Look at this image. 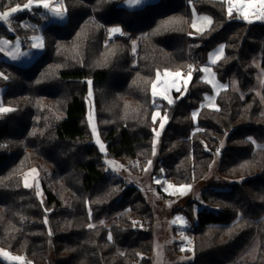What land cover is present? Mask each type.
Wrapping results in <instances>:
<instances>
[{
  "label": "trees",
  "instance_id": "obj_1",
  "mask_svg": "<svg viewBox=\"0 0 264 264\" xmlns=\"http://www.w3.org/2000/svg\"><path fill=\"white\" fill-rule=\"evenodd\" d=\"M122 1L62 0V22L42 7L10 14L13 29L0 21V42L29 44L39 34L44 47L28 66L0 51V106L12 109L0 113V247L34 264H153L152 208L139 187L106 167L105 157L140 175L153 159L152 117L160 110L171 122L153 176L192 185L218 157L224 180L203 190L205 207L195 225L194 202L183 210L193 243V260L184 264H264V112L253 92L255 57L264 71V23L231 21L227 4L218 0H159L140 9ZM21 3L29 0H0V13ZM194 11L212 23L191 38ZM112 26H121L123 35L109 40ZM219 46L224 54L213 69L223 83L236 79L238 90H222L217 108L202 107L195 122L192 111L211 91L199 70L185 97L155 104L158 72L202 64ZM89 82L104 155L88 125ZM40 161L53 170L41 182L43 203L20 176ZM256 237L258 259L238 262ZM0 264L9 263L0 258Z\"/></svg>",
  "mask_w": 264,
  "mask_h": 264
},
{
  "label": "rangeland",
  "instance_id": "obj_2",
  "mask_svg": "<svg viewBox=\"0 0 264 264\" xmlns=\"http://www.w3.org/2000/svg\"><path fill=\"white\" fill-rule=\"evenodd\" d=\"M157 1L159 0H143L142 4L135 5L132 0H123L121 2V5L128 9H140L145 5L153 4ZM218 1L225 2L227 4V9L229 8L230 5L228 0ZM246 4L247 0H244L243 5L239 2V0H232L231 7L233 8V11L231 16H228L229 20H239L247 24L264 23V19L257 18V16L255 15H251V22L242 17V6L245 7V10L249 11L250 13L259 11V4H256L255 7L251 10L246 8ZM25 5L27 4H19V10L24 8ZM61 6L64 8L66 14L64 4H61ZM7 12L12 14L11 10ZM206 18H210L212 21V17L209 15L198 14L195 11L193 12V21L189 31L191 38L198 37L210 28L211 24H208ZM0 21L6 24L10 29L14 28L13 20L10 17L8 18V20ZM194 23L196 24L195 28L193 27ZM115 27H119L122 31V34H120V36L123 35L121 26H112L108 29L107 32L109 40H112L118 36L117 33L113 35L114 33L110 31V29ZM15 41L16 42H11V46L15 48L13 54H16L17 57H19V59L22 61L20 62V65L28 66L43 52V46H33L35 44L43 45V39L39 34L33 36L30 39L29 44L23 43L22 40ZM133 47V53L137 55L136 41H133ZM221 48L223 47L219 46L210 51L207 55L206 61L202 64L199 63L201 64V66H199V64H190L187 65V67H185L182 71L173 72L170 70H164L158 72L156 80L153 83L157 86L156 95L153 96L155 104L159 105L161 101H166L168 103V99H171L173 103L168 104L173 105L175 101L185 97L191 80L200 70L203 80L209 84L211 91L205 95L204 101L192 111V118L195 122L197 121L198 114L202 107L216 109L217 96L222 90H225L227 88L238 90V83L236 79H232L230 82L223 83L218 79L213 69V65L217 63L224 54L223 49L222 56L217 59ZM213 60H215L216 62L213 63ZM254 65L257 68V75L253 92L256 93L257 96L261 99L264 112V98L262 96L264 71L261 68L260 56L254 58ZM205 67L208 68L207 72L203 71ZM190 70L191 79H189L188 77V72ZM168 73H171L172 75H168ZM176 73H179V75H176ZM91 86L92 85L90 82L89 92L86 100L88 108V125L92 133V141L97 145L100 152L104 155L106 154V147L98 134V122L94 103V89ZM177 89H179L180 91H177ZM175 95L177 96V98ZM165 96H167L168 99H165ZM157 113H159V115H157ZM153 116H156L154 122H156L155 135L157 139L154 146L153 159L150 161L151 163L145 167L143 172L140 175H136L132 173L128 166L122 161L111 157H105V164L112 173H114L118 177H121L127 184L139 187L152 208L155 218L152 225L154 234L153 264H184L193 260V243L185 232L190 224L186 218V215L183 213V210L190 201L194 202L193 215L195 220L193 221V225H195L197 223L198 211L205 207L201 200V194L203 190L211 183H218L224 180L217 175L218 157H215L205 178L200 182L194 183L192 185L171 183L165 179L164 175L153 176L154 165L161 150L163 131L165 127L171 122V117L167 113H163L160 110L157 111ZM161 123H163L164 125L163 128L160 127ZM17 126L19 129H21L20 125L17 124L16 127ZM157 133H159V135H157ZM101 145H103V149H101ZM20 176L22 177V184L25 186L27 183L29 186L25 187L33 190L38 196L39 200L43 203L45 196L41 187V182L42 180L51 179L53 176V170L47 164L40 161L36 164H33L29 170L24 171ZM196 202H200L201 204H197ZM107 222L103 221L100 224L102 226H109L112 224L111 221L108 223ZM259 251L260 239L256 237L239 255L237 261L241 263H253L258 259ZM10 257H19L20 259H13ZM0 258L5 260L9 264H34L26 255L13 253L12 251L4 247H0ZM48 264H52L51 261L50 263L48 262Z\"/></svg>",
  "mask_w": 264,
  "mask_h": 264
},
{
  "label": "snow or ice",
  "instance_id": "obj_3",
  "mask_svg": "<svg viewBox=\"0 0 264 264\" xmlns=\"http://www.w3.org/2000/svg\"><path fill=\"white\" fill-rule=\"evenodd\" d=\"M32 2H33V0H29V4L25 5L24 7L25 8L31 7ZM132 2L135 5H139V4L143 3V0H132ZM228 2H229V5H230L229 8H228V15L231 16L232 11H233V8L231 7L232 0H228ZM239 2L243 5L244 0H239ZM256 4H259V11L258 12H251L250 13L249 11L245 10V7H243V6L241 7V15H242V17L244 19H246V20H249V22H251V18H250L251 15H255V16H257V18H260V19H264V0H247L246 8L251 10V9H253L255 7ZM40 5H42L45 9H50L53 12L54 15H63V12H62V10L60 8H50L49 0H38L37 6H40ZM18 10H19V6L15 7V8H12L11 9V13H15ZM9 15H10L9 12H5L3 14H0V20H8ZM206 19H207L208 24L210 25L212 23L211 19L210 18H206ZM193 27L194 28L196 27L195 23L193 24ZM110 31L113 32V33H120L121 29L120 28H112V29H110ZM33 46L34 47H42L43 45L42 44H35ZM0 51H3V49L0 48ZM222 54H223V48L220 49V52H219V54L217 56V59H219L222 56ZM13 59H16V57L13 56ZM215 62L216 61L213 60V63H215ZM203 71L207 72L208 68L205 67L203 69ZM168 75H172V74L168 73ZM176 75H179V73H176ZM188 77H189V79H191V70L188 72ZM156 89H157L156 84H153L152 85L153 96L156 95ZM177 91H180V90L177 89ZM165 99H168V97L165 96ZM168 103L171 104V103H173V101L171 99H168ZM7 111H12V109L0 107V112H7ZM157 115H159V113H157ZM152 119L155 120L156 116H153ZM165 119H166V117H165ZM160 127L161 128L164 127L163 123L160 124ZM157 135H159V133H157ZM101 149H103V145H101ZM150 163L151 162H149V164ZM25 186H29V185L26 183ZM16 259H20V258L17 257Z\"/></svg>",
  "mask_w": 264,
  "mask_h": 264
},
{
  "label": "crops",
  "instance_id": "obj_4",
  "mask_svg": "<svg viewBox=\"0 0 264 264\" xmlns=\"http://www.w3.org/2000/svg\"><path fill=\"white\" fill-rule=\"evenodd\" d=\"M37 3H38V0H33L32 5L29 8H33V7H42V8H44L42 5L37 6ZM49 4H50V8H60L62 10V12H63V15H54L53 12L50 9H45L44 8L45 10H47L49 12L51 20L52 21H60V22L64 21L65 18H66V15H65L64 8L61 6V4H63L62 1H60V0L50 1L49 0ZM22 9H25V7L22 8ZM26 9H28V8H26ZM115 28H119V27H115ZM120 34H122V31L120 33H117L118 36H120ZM16 40L21 41L20 39H16ZM11 42H16V41H11V40H8V39L1 40L0 48L3 49V51H1L2 52V56H3L4 59H6L8 61L16 62L17 64L19 63V65H20V62H22V61L19 59V57H17L16 54H13L15 48L11 46ZM13 56H15L16 59L13 60L12 59ZM108 222H110V221H108ZM153 251H154V245H153ZM10 258H13V257H10ZM13 259H16V258H13ZM153 261H154V256H153Z\"/></svg>",
  "mask_w": 264,
  "mask_h": 264
},
{
  "label": "built area",
  "instance_id": "obj_5",
  "mask_svg": "<svg viewBox=\"0 0 264 264\" xmlns=\"http://www.w3.org/2000/svg\"><path fill=\"white\" fill-rule=\"evenodd\" d=\"M219 151V148H217L216 150H215V152H218ZM214 151H212V153H215ZM197 204H201L200 202H196Z\"/></svg>",
  "mask_w": 264,
  "mask_h": 264
},
{
  "label": "bare ground",
  "instance_id": "obj_6",
  "mask_svg": "<svg viewBox=\"0 0 264 264\" xmlns=\"http://www.w3.org/2000/svg\"><path fill=\"white\" fill-rule=\"evenodd\" d=\"M116 33H114L113 35H115Z\"/></svg>",
  "mask_w": 264,
  "mask_h": 264
}]
</instances>
